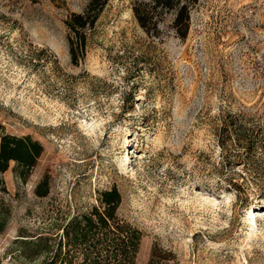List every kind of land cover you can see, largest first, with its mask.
I'll list each match as a JSON object with an SVG mask.
<instances>
[{
    "label": "rangeland",
    "instance_id": "1",
    "mask_svg": "<svg viewBox=\"0 0 264 264\" xmlns=\"http://www.w3.org/2000/svg\"><path fill=\"white\" fill-rule=\"evenodd\" d=\"M89 1L0 0V131L43 149L24 177L14 161L1 175L0 264L51 257L113 186L142 235L135 264L154 248L169 264H264V175L217 139L220 111L264 134V0H198L185 38L174 12L147 30L132 10L142 0H108L73 65L65 20Z\"/></svg>",
    "mask_w": 264,
    "mask_h": 264
},
{
    "label": "trees",
    "instance_id": "2",
    "mask_svg": "<svg viewBox=\"0 0 264 264\" xmlns=\"http://www.w3.org/2000/svg\"><path fill=\"white\" fill-rule=\"evenodd\" d=\"M197 1L142 0L135 3L132 10L139 25L147 30L148 26L156 28L162 13L174 12L172 27L180 38H185L190 22V7ZM107 2L108 0H90L83 12L67 16L65 26L71 64L78 65L85 56L89 32L95 27ZM219 116L222 120L217 130L219 148L224 150L232 146L236 151L232 153L234 163L251 164L256 173L264 175V134L259 125L249 128L243 126L245 122L252 120L244 111H220ZM42 150L41 144L29 135L19 137L0 131V192L5 191L1 175L8 169L9 163L14 161L23 167L21 176L24 177V173L34 166ZM229 175L228 182L231 178ZM35 193L38 196L48 193L45 179L37 185ZM261 195L264 196V192ZM120 204L121 196L115 186L101 191L99 205L73 217L62 228L58 250L51 257L48 255L50 251L44 250L45 257L40 264H58L64 241V245L70 247L67 253L71 252L68 264H135L142 235L137 228L118 216ZM6 226L7 205L0 196V234ZM45 239L38 236L37 241L24 240L27 241L24 243L31 245ZM171 257L170 252L154 248L146 264H169ZM59 261L62 262L61 259Z\"/></svg>",
    "mask_w": 264,
    "mask_h": 264
}]
</instances>
